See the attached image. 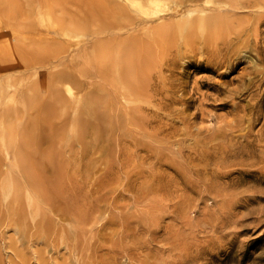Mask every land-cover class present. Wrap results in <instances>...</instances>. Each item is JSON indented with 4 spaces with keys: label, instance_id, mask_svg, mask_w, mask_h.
I'll use <instances>...</instances> for the list:
<instances>
[{
    "label": "rangeland",
    "instance_id": "1",
    "mask_svg": "<svg viewBox=\"0 0 264 264\" xmlns=\"http://www.w3.org/2000/svg\"><path fill=\"white\" fill-rule=\"evenodd\" d=\"M158 4L0 0L1 101L14 98L0 107L15 111L0 110V264H264V0ZM117 6L128 16L114 26ZM213 13L231 30L217 42L193 37L197 18ZM71 20L90 24L65 29ZM165 26L168 40L171 26L184 37L164 44ZM97 34L138 38L132 49L145 48L146 82L134 92L106 81L115 104L98 144L78 138L77 111L64 104L56 124L71 140H55L64 162L39 179L10 138L35 118L23 96ZM48 42L65 47L50 56L56 66L32 76ZM80 78L70 92L61 85L67 101L94 89ZM9 81L13 98L1 91ZM51 91L42 88L43 99Z\"/></svg>",
    "mask_w": 264,
    "mask_h": 264
},
{
    "label": "bare ground",
    "instance_id": "2",
    "mask_svg": "<svg viewBox=\"0 0 264 264\" xmlns=\"http://www.w3.org/2000/svg\"><path fill=\"white\" fill-rule=\"evenodd\" d=\"M134 1H135V5H137L138 7L149 10L152 9L153 5L155 6L156 4L159 5L158 2H160L161 0H134ZM172 1H176V0H172ZM205 1L208 4H212L213 2H215V0H205ZM230 1H235V0H230ZM210 7L212 8V6ZM115 11H117L116 12L117 21L114 23L115 24L114 26H118L120 25V23L124 22L121 20L125 19V17L128 16V12L124 13L125 8L122 6H117V9ZM191 13L193 14V12ZM191 13H189V15ZM189 15L188 17L191 18V15L190 16ZM225 17L226 16H223V14L220 13H213L212 15L201 14L192 26L191 35H193V37L197 36V38L200 37L201 40L203 39L206 41L208 40L212 42L213 41L217 42L220 38H222L226 33H228L231 30L228 22H226ZM72 20L70 24L65 27V29L68 28L87 29L86 26L90 24L87 21L78 22ZM129 21L132 22L133 18L131 17ZM223 21H225L224 25L222 24ZM179 27L180 29L182 28L181 23L179 24L178 28ZM169 29L173 30V34L170 33L172 35H169V40L167 38L168 36L167 33L170 30L168 31L166 26L157 29L162 34H164L163 37L161 38V42H163L164 44H166V41H169L170 43H178L179 39L180 38L182 39V37H184L181 34H179L180 32L178 33L180 29L177 30L175 26L173 28L171 26L169 27ZM65 31L63 32L68 33ZM89 38L84 43L83 50L79 51V55L77 56L76 59H71V58L68 59L66 58L67 55L65 54L63 56L60 55L61 57H63V60L59 59L60 61H63L60 62V64H63V66L62 67L60 66V68L56 71L51 70L52 72L45 75L44 80L41 79L36 83L34 82L32 86L28 87L29 90L30 89L37 90L36 93L30 92L28 95L23 96L24 98H26L27 103H29L30 109L36 110V114H34L35 118H32L31 115V117L26 121L25 125L22 126L20 130H17L16 128H12L13 130L12 137L8 135L13 140L12 142L15 141L17 144V149L13 150L12 148V150L13 152L15 151L18 161H21L28 170L32 169V171L33 170H35V172L37 171L39 179L44 180L43 175L46 174L48 176L49 171L60 170L62 167L61 163L64 162L62 156L59 155V150L56 149L55 147L56 146L55 140L58 135H61L64 138V140H71L70 138L71 136L66 133V131L63 129L64 127L62 128L56 124V118L59 117V115L61 114V108L64 104L68 103L67 105L69 107L74 106L75 110L77 111V116L76 118L73 119V125L71 129H73V126L75 127V130L73 131H76L78 138L81 139L83 142H85L87 146L98 144L104 140V136L106 137V135L103 134L106 127V123L110 119L108 115L112 117V115L110 114V110H112L115 104L114 102L115 96L112 95L110 90H108L106 81H108L109 78L112 79L113 82L118 81V83L119 82L122 83L126 81L127 85L125 87H127V89H134V92L142 88L146 82L144 75L147 72L144 70L145 67L147 66L146 64L147 62L145 57L146 55L144 54L145 52L143 50L145 48H137V50L132 49L133 47L140 46L138 38L134 39V42L127 39L119 40L118 37L116 36L102 38L100 37V35H98V36H94L95 40L93 39L90 40ZM62 45L63 44L61 43H49L48 46L43 47L45 50L44 53L42 52L43 54L39 53L33 56L35 59V64L32 65V67H38L39 70L38 71L33 70L31 72V75L36 76L37 73L40 72V69L45 67L49 68L48 64L52 65V63L54 62L53 58H51L50 56L57 54L60 51L59 49L65 47ZM68 50L69 47L66 49V51ZM54 63L53 65H55ZM80 76H85L87 81L89 80L92 81V84H96L94 89L89 90L88 88H86V90L83 91L85 93L82 96V98L75 99V103L71 102L70 99H69L70 101H67V99L63 97L61 93V88H62L61 85L67 84V88L70 92L72 89L70 83L78 86L82 85ZM10 87H11V83L9 81L7 87L1 88V91L3 90L8 94L7 96L13 98L15 91H12ZM89 87H93V85H90ZM42 88L45 89L47 88L52 90L51 91L52 95H50V98L47 97L46 99H43L41 93ZM115 92H117V90ZM1 94L3 93H0V103H3L5 106L6 104L8 105L9 102L14 100L13 98L11 99V101H9L7 97V100L6 99L5 100L6 102L7 101L9 102L5 103L3 98H2L3 101H1V96H2ZM134 96H136V94ZM9 104H10L9 106L13 105L12 103ZM5 106L0 107V110L2 111L1 114L4 113L3 115L7 117L13 115L15 111H13L11 107L9 106L5 107ZM88 116H92V118ZM6 124L7 126L10 125V123L9 125L8 123ZM2 130L3 129H0V131ZM3 132L7 133V129H4L2 133ZM6 141L7 140H4L3 142L7 146ZM44 144L47 145L43 146ZM7 150H9L8 146H7ZM5 159L7 161L8 158L5 157ZM9 161H11V158ZM11 184L10 186H12ZM84 243H86V241L83 242V244Z\"/></svg>",
    "mask_w": 264,
    "mask_h": 264
}]
</instances>
